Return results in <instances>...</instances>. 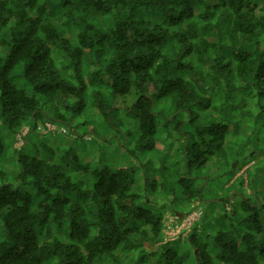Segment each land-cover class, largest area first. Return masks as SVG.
Instances as JSON below:
<instances>
[{"label":"trees","instance_id":"trees-1","mask_svg":"<svg viewBox=\"0 0 264 264\" xmlns=\"http://www.w3.org/2000/svg\"><path fill=\"white\" fill-rule=\"evenodd\" d=\"M96 83L110 88L95 94L97 111L113 125L121 107L135 108L146 148L161 127L159 100L175 94L174 118L192 114L189 175L178 182L196 201L182 213L200 209L191 169L219 158L229 176L241 170L227 149L238 115L264 131V0H0V264H264V205L247 199L215 233L196 222L170 239L165 205L144 206L148 195L133 190L134 164L65 153V171L47 143L29 145L46 122L56 127L44 134L67 132L58 122L71 126Z\"/></svg>","mask_w":264,"mask_h":264},{"label":"rangeland","instance_id":"rangeland-1","mask_svg":"<svg viewBox=\"0 0 264 264\" xmlns=\"http://www.w3.org/2000/svg\"><path fill=\"white\" fill-rule=\"evenodd\" d=\"M109 89L101 83L88 84L85 110L80 114H69L71 126L62 122L57 124L60 127L65 125L67 132L58 130L44 134L40 130L32 131L29 145L34 141L47 143L54 150L53 157L50 155L51 161L58 163L65 171L70 169L73 158L71 156L64 161L61 156L65 153L78 155L80 160L92 161L93 164L102 162L112 167L134 164L137 182L133 190L143 196L148 195L149 201L144 206L155 208L158 204H164L165 218L177 211H188L196 201L191 203L185 199L178 180L183 175H189L188 165L192 155L187 145L195 140V123H190L192 114L188 111L178 112L176 120L175 94L159 100L156 110L161 127L155 136L156 145L146 148L145 142L138 141L140 130L135 108L121 107L112 117L113 125L95 108V94L101 92L107 98L110 96ZM45 100L47 108L48 100ZM193 113L202 119L205 115L198 109ZM238 118L241 120H238L239 126H236L238 132L227 149L229 159L234 157L233 165L238 164L237 170L242 169L243 162L248 159L249 165L243 174L229 176L226 173L228 165L219 158H211L206 165L191 169L193 176L197 177L195 185L203 188L202 198L198 202L202 215L196 222H200L203 227L207 226L212 233L224 228L219 217L225 211L241 215L238 206L242 201L249 199L258 206L264 205L263 127L260 122H255L256 116L240 114ZM179 121L184 122L177 126ZM251 149L254 153L250 152ZM226 198L230 199L228 204L224 203ZM261 218L264 219L263 214ZM67 235L66 226L58 231L60 239L65 240Z\"/></svg>","mask_w":264,"mask_h":264},{"label":"built area","instance_id":"built-area-1","mask_svg":"<svg viewBox=\"0 0 264 264\" xmlns=\"http://www.w3.org/2000/svg\"><path fill=\"white\" fill-rule=\"evenodd\" d=\"M56 126L50 122H46L43 126L39 125L38 130L40 131H51ZM64 130V129H63ZM28 127L25 126L20 134H18V138L16 144L21 145L24 142L23 136L27 133ZM202 211L200 209H193L183 217L178 219V216L171 215L169 217L164 218L165 224V235L167 238H184L191 230L193 224L200 218Z\"/></svg>","mask_w":264,"mask_h":264},{"label":"crops","instance_id":"crops-1","mask_svg":"<svg viewBox=\"0 0 264 264\" xmlns=\"http://www.w3.org/2000/svg\"><path fill=\"white\" fill-rule=\"evenodd\" d=\"M250 163H251V162H250ZM248 165H249V164H247V165H243V166H242V169H241L239 172L235 173L234 176H236V174H237L238 176H240V173L243 174L244 170L246 169V167H247ZM233 166H236V164H234ZM231 179H232V178H231ZM177 212H178V211H177Z\"/></svg>","mask_w":264,"mask_h":264},{"label":"water","instance_id":"water-1","mask_svg":"<svg viewBox=\"0 0 264 264\" xmlns=\"http://www.w3.org/2000/svg\"><path fill=\"white\" fill-rule=\"evenodd\" d=\"M180 214V217H183L184 216V213L182 212H178Z\"/></svg>","mask_w":264,"mask_h":264}]
</instances>
